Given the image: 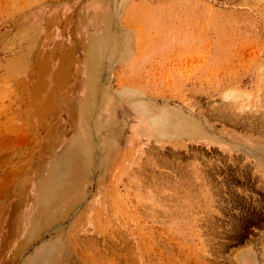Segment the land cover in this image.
Wrapping results in <instances>:
<instances>
[{"label":"rangeland","instance_id":"obj_1","mask_svg":"<svg viewBox=\"0 0 264 264\" xmlns=\"http://www.w3.org/2000/svg\"><path fill=\"white\" fill-rule=\"evenodd\" d=\"M252 253L264 0H0V264Z\"/></svg>","mask_w":264,"mask_h":264},{"label":"bare ground","instance_id":"obj_2","mask_svg":"<svg viewBox=\"0 0 264 264\" xmlns=\"http://www.w3.org/2000/svg\"><path fill=\"white\" fill-rule=\"evenodd\" d=\"M255 259V256L253 255V253H252V255H248V260H247V263H241V264H249V263H254V260ZM249 262V263H248Z\"/></svg>","mask_w":264,"mask_h":264}]
</instances>
